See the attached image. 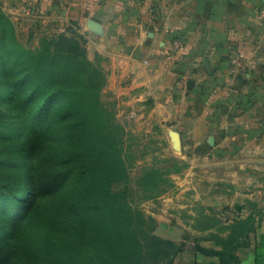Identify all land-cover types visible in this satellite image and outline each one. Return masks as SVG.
Masks as SVG:
<instances>
[{"label":"trees","instance_id":"16d2710c","mask_svg":"<svg viewBox=\"0 0 264 264\" xmlns=\"http://www.w3.org/2000/svg\"><path fill=\"white\" fill-rule=\"evenodd\" d=\"M15 32L11 18L0 14V103L18 121L17 141L28 126L27 140L19 143L25 154L14 159L13 171L32 188L25 206L20 199L25 193L1 203L6 213H12L0 215V264H176L186 244L154 234L153 220L130 208L122 189L112 192L111 185L125 179L117 172L118 150L95 132L105 111L98 101L100 85L88 84L84 89L73 85L77 76L86 82L93 69L75 40L82 37L80 33L45 41L51 57L45 67L36 57L23 58L27 52ZM27 61L33 63L29 66ZM69 63L73 64L70 70ZM83 96L90 102H81ZM75 118L78 122L73 123ZM86 129L91 130L93 150L82 145L74 152L72 144L84 139ZM69 161L76 163L70 170ZM160 175L153 169L146 171L153 182ZM129 211L133 218L127 223ZM262 218L249 214L240 230L227 237L214 233L213 219L207 218L203 230L209 233L204 240L220 248L196 244L195 258L211 260L208 264H237V251L249 247L250 234ZM136 222L141 225L138 230L133 227ZM139 234L144 245H139Z\"/></svg>","mask_w":264,"mask_h":264},{"label":"rangeland","instance_id":"374dc122","mask_svg":"<svg viewBox=\"0 0 264 264\" xmlns=\"http://www.w3.org/2000/svg\"><path fill=\"white\" fill-rule=\"evenodd\" d=\"M0 14L8 16L5 13L4 0H0ZM4 27L8 30L7 24L4 23ZM14 27L17 42L27 52L23 58L36 57V61L47 67L51 57L47 53L48 47L43 44L57 35L35 39L34 34L28 35L29 33L19 31L15 24ZM79 30L80 27L75 28L72 25L64 34L75 37L73 33ZM80 35L81 38L72 39L80 42L85 50V59L94 70L88 71L86 82L78 76L72 79L73 85L79 84L81 89L88 84L100 85L98 101L105 111L102 113L103 126L101 122L95 132L104 138L106 144L109 143L110 147L118 150L120 158L117 172L125 179L113 183L112 192L122 189L128 206L141 212L142 217L153 220L154 234L186 244V250L176 259V264H208L211 260L200 256L195 258L193 253L196 244L220 248L214 241L204 240L209 233L203 230L207 218L213 219L210 223L214 226V233L227 237L240 230L248 219V209H254L246 200L245 194L249 193V186L244 184L243 179L252 174H260L262 154L259 148L251 149L250 146L258 147L264 139V96L260 92L261 89L246 87L251 70L249 64L252 61V57L245 51L246 44L244 41L231 43L236 54L228 58L226 71L223 73L221 69L220 72H208L205 70L208 66L205 68L202 63L194 65V62H190L187 64L190 68L186 71L187 74H181L179 59L174 61L175 66L179 67L175 69L174 80L168 90L171 101L165 108L162 107L160 112L157 109L158 113H154L148 103L138 109L121 101V93L113 86L106 61L97 51V44L101 39L94 37V44L86 35ZM171 42L176 48L182 47V41L173 39ZM175 42H179V45L176 46ZM32 63L27 61L29 66ZM72 68L73 64L69 63V70ZM181 69L186 70V66ZM260 75L258 71L256 77L259 78ZM181 84L183 86H180ZM81 102L89 103L90 100L83 96ZM161 118L162 122H159ZM74 122H78V119L75 118ZM96 122L98 123V118ZM17 124V119L11 113L7 114L4 105L0 103V215L11 216L12 212L6 213L1 203L21 193H25L20 198L25 206L32 188L27 179L15 175L13 171L14 159L25 154L19 143L27 140L28 130L25 125V135L17 141ZM13 127L15 130L9 132L8 128ZM90 129L83 132L82 141L72 144L74 152L82 145L89 151L93 150L94 140L89 136ZM173 134H177V138ZM75 165V162L69 161L66 168L70 170ZM106 166L107 163H104L103 172L106 171ZM149 169L161 173L156 176L155 182L151 181L150 177L146 178V171ZM203 175L236 177V191L239 195L237 203L231 206L222 204L211 208L210 212H206L200 205L193 204L191 209L197 214L190 217L188 211L186 212L188 208H181L182 203L178 202V197H186L185 193L193 191L195 181ZM188 178L191 180L190 184L183 186L181 183ZM242 180L243 183L240 182ZM159 191L164 193L158 195ZM252 211L257 214V220L260 215L264 217L259 208ZM132 218V211H129L125 221L131 222ZM140 226L137 222L133 225L135 230ZM143 237L139 234V245H144ZM258 240L256 233L250 234V243L256 248H260ZM254 251L255 248L241 249L240 259L243 264L254 259ZM153 259L155 262V258Z\"/></svg>","mask_w":264,"mask_h":264},{"label":"crops","instance_id":"0c3cea01","mask_svg":"<svg viewBox=\"0 0 264 264\" xmlns=\"http://www.w3.org/2000/svg\"><path fill=\"white\" fill-rule=\"evenodd\" d=\"M4 1L5 13L17 29L34 34L35 39L66 33L73 25L80 27L78 32L95 44V36L87 29V24L91 20L100 23L105 38L97 44V51L106 61L113 86L121 93V101L132 107L141 109V105L148 103L152 112H160L171 101L168 90L176 68L180 66L181 74H187L190 62L202 63L204 67L207 62L206 71L220 72L221 69L223 73L228 58L236 54L231 43L243 41L247 55L252 57L246 87L261 89L264 96V27L259 19L264 0ZM173 39L182 41V47L173 46ZM177 59L179 66H175ZM183 66L186 70L181 69ZM258 71L259 78L256 77ZM250 148H259L262 155L260 174L243 179L249 186L245 197L254 209L259 208L264 214V139L258 147L251 145ZM232 176L203 175L195 181L193 191L185 193L186 197H178L181 208H188L186 212L191 217L197 214L191 209L193 204L202 206L206 212L222 204L235 205L239 200L238 179ZM190 181L188 178L181 184L186 186ZM252 210L247 212L254 214ZM255 233L259 236L260 248L250 243L249 247L241 249L255 248L254 259L247 264H264V217ZM241 249L237 253V264H243Z\"/></svg>","mask_w":264,"mask_h":264},{"label":"water","instance_id":"95a60500","mask_svg":"<svg viewBox=\"0 0 264 264\" xmlns=\"http://www.w3.org/2000/svg\"><path fill=\"white\" fill-rule=\"evenodd\" d=\"M87 29L96 37L99 39H104L105 38V34H104V29L102 27V25L96 21H89V23L87 24ZM205 66H208L207 62L205 63ZM174 137L177 138V134H173ZM192 247V246H191Z\"/></svg>","mask_w":264,"mask_h":264},{"label":"built area","instance_id":"2783aa9c","mask_svg":"<svg viewBox=\"0 0 264 264\" xmlns=\"http://www.w3.org/2000/svg\"><path fill=\"white\" fill-rule=\"evenodd\" d=\"M259 19L262 22V24L264 25V5L259 9ZM166 32L169 33L170 30L166 29ZM176 46L179 45V42H175Z\"/></svg>","mask_w":264,"mask_h":264}]
</instances>
